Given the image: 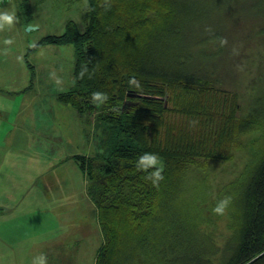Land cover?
<instances>
[{
	"label": "trees",
	"instance_id": "16d2710c",
	"mask_svg": "<svg viewBox=\"0 0 264 264\" xmlns=\"http://www.w3.org/2000/svg\"><path fill=\"white\" fill-rule=\"evenodd\" d=\"M29 1L21 7L32 17ZM86 14L83 30L69 20L35 47L73 44V85L58 98L95 118V153L75 155L103 236L94 264H264V144L225 194L233 232L223 251L174 210L190 165L230 160L238 136L264 128V78L239 114L228 76L247 42L264 45V0H88ZM96 91L107 98L95 101ZM145 152L164 163L158 185Z\"/></svg>",
	"mask_w": 264,
	"mask_h": 264
},
{
	"label": "rangeland",
	"instance_id": "374dc122",
	"mask_svg": "<svg viewBox=\"0 0 264 264\" xmlns=\"http://www.w3.org/2000/svg\"><path fill=\"white\" fill-rule=\"evenodd\" d=\"M29 2L35 6L32 17L22 8L27 0L0 4L14 7L18 17L0 27V264H33L41 254L46 264H94L103 236L75 155L95 153V118L58 98L73 85V44L35 47L63 33L69 20L83 30L88 0ZM261 49L264 45L247 42L241 62L230 65L228 76L241 95L239 114L247 113L262 85ZM263 144L264 128L252 130L235 139L230 160L199 161L184 172L186 191L176 198L175 213L198 237L214 240L218 252L233 232V210L231 204L223 214L212 209L260 157Z\"/></svg>",
	"mask_w": 264,
	"mask_h": 264
},
{
	"label": "clouds",
	"instance_id": "9594fccd",
	"mask_svg": "<svg viewBox=\"0 0 264 264\" xmlns=\"http://www.w3.org/2000/svg\"><path fill=\"white\" fill-rule=\"evenodd\" d=\"M17 19L18 17L16 15V10L14 7L8 9H0V27H3L5 24L13 25ZM7 42L10 43V39ZM57 83H59V80H57ZM129 83L139 87V83L134 76L129 79ZM92 95L93 99L97 102H103V100L107 98L106 94L100 91L93 92ZM141 160H145L149 164L158 165V167L154 168L151 172L148 173L147 177L152 180V183L154 185H158L159 181L163 179L164 163L162 159L158 156L157 153L145 152L143 156H141ZM230 202L231 197L225 196L217 202L212 211L218 214H223L230 205ZM46 261L47 257L44 254H41L38 257H34L33 264H46Z\"/></svg>",
	"mask_w": 264,
	"mask_h": 264
},
{
	"label": "crops",
	"instance_id": "0c3cea01",
	"mask_svg": "<svg viewBox=\"0 0 264 264\" xmlns=\"http://www.w3.org/2000/svg\"><path fill=\"white\" fill-rule=\"evenodd\" d=\"M9 93H10V92H9ZM1 105H2V100H0V115L3 113V112H1V111H4L3 107H1ZM55 165H56V162H53L52 165H51V167L54 168ZM51 174H52V173H51ZM48 175H49V174H48ZM50 177H51V176H50ZM15 206H16V205H15ZM12 207H13V206H10L9 209H8V211H10V209H12ZM34 256H35V255H34Z\"/></svg>",
	"mask_w": 264,
	"mask_h": 264
}]
</instances>
